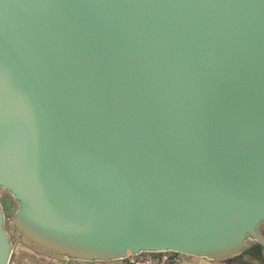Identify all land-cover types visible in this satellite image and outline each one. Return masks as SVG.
<instances>
[{"label": "water", "instance_id": "water-1", "mask_svg": "<svg viewBox=\"0 0 264 264\" xmlns=\"http://www.w3.org/2000/svg\"><path fill=\"white\" fill-rule=\"evenodd\" d=\"M2 190L48 254L262 261L264 0H0Z\"/></svg>", "mask_w": 264, "mask_h": 264}, {"label": "crops", "instance_id": "crops-1", "mask_svg": "<svg viewBox=\"0 0 264 264\" xmlns=\"http://www.w3.org/2000/svg\"><path fill=\"white\" fill-rule=\"evenodd\" d=\"M264 231V225L262 226ZM172 262L170 264H238L230 259L224 260H208L185 256L181 254L172 253ZM11 264H131L128 259L114 260L107 262H88L75 259H65L56 255L45 253L38 248L30 245L29 243L18 240L14 245V253ZM246 264H264V259L259 263H246Z\"/></svg>", "mask_w": 264, "mask_h": 264}, {"label": "rangeland", "instance_id": "rangeland-1", "mask_svg": "<svg viewBox=\"0 0 264 264\" xmlns=\"http://www.w3.org/2000/svg\"><path fill=\"white\" fill-rule=\"evenodd\" d=\"M0 202L3 206L4 212L6 214V225L5 228L11 236L12 244L15 245L20 239L24 241L21 234L16 230L14 225L15 213L18 209V203L13 200L11 194L7 191L2 190Z\"/></svg>", "mask_w": 264, "mask_h": 264}, {"label": "built area", "instance_id": "built-area-1", "mask_svg": "<svg viewBox=\"0 0 264 264\" xmlns=\"http://www.w3.org/2000/svg\"><path fill=\"white\" fill-rule=\"evenodd\" d=\"M172 252L141 253L127 258L131 264H170ZM69 260L68 258H65Z\"/></svg>", "mask_w": 264, "mask_h": 264}, {"label": "trees", "instance_id": "trees-1", "mask_svg": "<svg viewBox=\"0 0 264 264\" xmlns=\"http://www.w3.org/2000/svg\"><path fill=\"white\" fill-rule=\"evenodd\" d=\"M228 264L232 263L231 261L227 262Z\"/></svg>", "mask_w": 264, "mask_h": 264}]
</instances>
